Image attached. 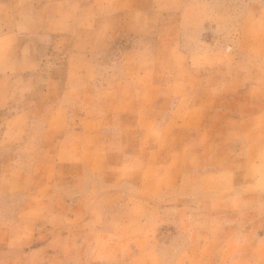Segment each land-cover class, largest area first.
I'll return each mask as SVG.
<instances>
[{
  "label": "rangeland",
  "instance_id": "374dc122",
  "mask_svg": "<svg viewBox=\"0 0 264 264\" xmlns=\"http://www.w3.org/2000/svg\"><path fill=\"white\" fill-rule=\"evenodd\" d=\"M3 37L0 264H264V0H0ZM83 37L96 70L70 85ZM95 131L93 176L64 148ZM129 215L152 252L121 242Z\"/></svg>",
  "mask_w": 264,
  "mask_h": 264
},
{
  "label": "crops",
  "instance_id": "0c3cea01",
  "mask_svg": "<svg viewBox=\"0 0 264 264\" xmlns=\"http://www.w3.org/2000/svg\"><path fill=\"white\" fill-rule=\"evenodd\" d=\"M44 23L46 24L45 27L43 28L42 25L40 27H37V29L43 28L44 32H54L57 30L56 25L54 24V21H52V18L50 16L47 17V20H44ZM84 24V23H83ZM33 27L35 30V26H32L30 28V32L33 31ZM27 31V29H26ZM82 32V31H81ZM17 36V34H16ZM17 38V37H15ZM82 41H80V45H79V50L80 52H75L73 51V47L71 46L70 50L67 52L66 55V77L68 79V83L69 81H71L72 79H70V76H74V77H89L88 75L92 74L95 70H96V66L93 67L92 66H85V61L94 58L91 57L90 54L88 53V47L87 46H91V47H96V43L95 42H89L87 41V45L85 43L86 41V37H83L81 39ZM5 38L3 37V39H0V42H4ZM25 44H23V48L22 50H20V52H18L15 56V62L16 66L14 69H12L13 71V75L14 74H23L25 71H29L30 69H32L31 67H33V62L32 59H35V55L32 54L30 51H25ZM77 49V50H78ZM79 61V62H78ZM92 68V69H91ZM34 69V67H33ZM8 75V74H6ZM70 85L72 83H69ZM64 94L62 95L63 97L68 96V93L70 92L69 88H65L64 89ZM65 100V99H64ZM2 107H4V105H1ZM61 106H56L55 109H60ZM24 110L21 112H18L16 114H13L11 116V120L15 119V118H22L24 115ZM99 122V118H94V125L96 123ZM85 130V129H83ZM98 135H100L97 131L95 132H89V134H87L86 138H83L84 143L82 146H76L75 144L68 146L65 145L64 148V152H65V160L67 162H70L72 159H74V156H76V153H81L82 156L85 152L89 153V149H92V154L90 153L89 155H91V159L90 162L92 163H88L87 165H81L80 169L81 170H86L89 173H92L93 176H95V173H97L98 171H102L105 169V167H99V163L98 159H99V146H98ZM74 136V135H73ZM96 149V150H95ZM59 153H61V151H59ZM255 165V164H254ZM75 166V165H72ZM77 166V165H76ZM78 167V166H77ZM46 168V167H45ZM253 168V166H252ZM50 169V167H49ZM121 169V167L119 168ZM248 171H246V168H241L240 170H234V171H229V172H220L218 173L219 177H225L227 176L228 178H232L234 179V183L231 184L232 188L235 189V186L241 188L243 187V185L247 183V179H248V175L247 174ZM237 180L239 181V183L237 182ZM197 181H192V182H185L184 180L178 181V185L180 186V188L182 187H187V188H194V187H199L200 183H196ZM249 185V184H248ZM223 186V185H222ZM224 186L229 187L228 184H224ZM140 187L138 184H136V188ZM163 188H165L164 191H166L167 189H169V187L167 185L161 184L160 187H158V193L159 191H161V193H163ZM99 196H101V193H97ZM213 198H211L212 200ZM234 199V198H233ZM94 202H98V200L94 201ZM211 204V203H210ZM96 206L98 207V205L93 204L92 207L90 208L92 211L87 210V213L90 215H94V212L96 211ZM141 221V217L138 215H129L128 218L124 219V222L127 224L128 228L126 231H120L121 236H124V239H121V242L124 243V246H126L128 248L129 251H132L133 253H135V255H139V253L141 252H152L153 251V243L151 244L147 237H148V230L145 231V229H138V224ZM131 227V229H130ZM130 230V231H129ZM196 231H192L193 236H195ZM214 232H210V235H214ZM94 248V247H93ZM99 252L101 251L98 250ZM138 257V256H137ZM156 261L154 259H151L150 261L147 262H141V264H156Z\"/></svg>",
  "mask_w": 264,
  "mask_h": 264
}]
</instances>
